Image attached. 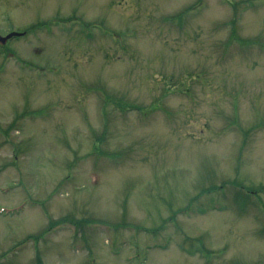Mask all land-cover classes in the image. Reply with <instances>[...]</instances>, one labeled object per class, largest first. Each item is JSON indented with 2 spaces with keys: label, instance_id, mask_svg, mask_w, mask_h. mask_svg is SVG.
<instances>
[{
  "label": "rangeland",
  "instance_id": "rangeland-1",
  "mask_svg": "<svg viewBox=\"0 0 264 264\" xmlns=\"http://www.w3.org/2000/svg\"><path fill=\"white\" fill-rule=\"evenodd\" d=\"M10 32L0 264H264V0H0Z\"/></svg>",
  "mask_w": 264,
  "mask_h": 264
},
{
  "label": "water",
  "instance_id": "water-1",
  "mask_svg": "<svg viewBox=\"0 0 264 264\" xmlns=\"http://www.w3.org/2000/svg\"><path fill=\"white\" fill-rule=\"evenodd\" d=\"M22 35H24V34L23 33H16V32H12L6 36L0 35V43L6 44L8 42V40L12 39L13 37L22 36Z\"/></svg>",
  "mask_w": 264,
  "mask_h": 264
},
{
  "label": "trees",
  "instance_id": "trees-1",
  "mask_svg": "<svg viewBox=\"0 0 264 264\" xmlns=\"http://www.w3.org/2000/svg\"><path fill=\"white\" fill-rule=\"evenodd\" d=\"M197 7V6H196ZM42 26V25H41Z\"/></svg>",
  "mask_w": 264,
  "mask_h": 264
}]
</instances>
